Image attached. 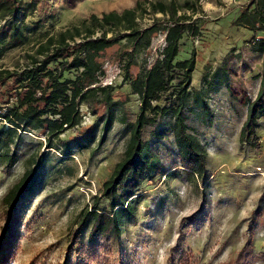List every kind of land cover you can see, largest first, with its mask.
I'll return each mask as SVG.
<instances>
[{
  "label": "rangeland",
  "instance_id": "rangeland-1",
  "mask_svg": "<svg viewBox=\"0 0 264 264\" xmlns=\"http://www.w3.org/2000/svg\"><path fill=\"white\" fill-rule=\"evenodd\" d=\"M31 1L35 9L25 18V23L34 27L28 33L29 41L7 50L0 58L1 67L14 68L18 63L22 66L24 53L45 31L80 25L91 14L121 12L134 7L138 0ZM139 1L147 8L136 19L141 27L158 18L166 19L162 12H151L149 5L170 0ZM193 1L194 12L181 9L177 15L191 16L199 33L183 35L177 58L188 57L195 50L191 92L200 89L213 112V121L208 125L199 104L190 96L187 121L207 150L206 179L183 168L172 170L180 160L171 132L172 120L162 118L159 123L167 134L153 139L152 144L166 169L171 170L168 175L142 182L136 216L118 237L92 238L89 225L78 229L82 213L91 209L97 199L98 206L106 204L101 196L102 181L121 156L129 135L125 122L135 118L139 106L137 94L124 79L122 66L127 56L123 51L133 48L121 38L102 54L105 73L98 83L113 84L116 100L114 121L102 143L98 144L101 127L87 147L79 148L75 143V136L83 128L95 120L99 125L103 121L98 119L102 103L82 102L79 125L60 134V140L70 145L68 155L61 156L60 148H47L44 136L34 130L23 133L22 139L11 145L9 152L16 153L13 163L9 165L0 157L1 225L3 195L23 173L28 155L50 149L42 177L23 208L19 248L11 264H188L179 261L183 250L192 251V264H229L249 236L254 244L251 264H264V117L259 120L258 147L245 145L240 149L238 140L247 107L243 100L253 98L260 85L262 54L251 46L252 38L260 32L234 22L250 0ZM164 43V33L157 32L148 48L133 51V59L149 64ZM137 68L132 65L131 71ZM193 212L195 218L184 219Z\"/></svg>",
  "mask_w": 264,
  "mask_h": 264
},
{
  "label": "trees",
  "instance_id": "trees-1",
  "mask_svg": "<svg viewBox=\"0 0 264 264\" xmlns=\"http://www.w3.org/2000/svg\"><path fill=\"white\" fill-rule=\"evenodd\" d=\"M151 12H162L166 19H155L141 27L136 20L147 12L138 0L134 7L121 12L111 10L100 16L91 14L80 25H70L59 31H45L32 48L24 53V63L14 68L0 66V157L10 165L16 153L11 145L21 140L23 133L37 130L44 136L47 148H60L61 156L70 153L68 142L60 140V134L79 125L82 119V102L102 103L98 119L83 128L74 140L79 148L87 147L95 139V131L101 127L98 144L102 143L115 115L116 100L111 83L99 84L105 73L102 54L112 44L127 39L133 50L127 54L122 66L124 79L139 98L138 110L133 120L125 122L129 132L120 158L115 161L109 175L102 181L101 196L106 204L86 209L78 229L90 226V237L105 239L118 237L125 224L136 216L137 204L142 198L144 180L166 176V169L153 139L167 134L160 126V119L170 118L171 132L177 146L180 165L202 180L206 179L207 150L187 121L190 96L199 104L207 124L213 121V112L200 89L191 92L192 73L196 64L193 49L188 57L177 58L180 39L185 33L197 35L199 27L186 14L177 15L181 9L195 11L193 0L150 2ZM35 9L31 0H0V58L4 53L29 41V31L34 27L25 18ZM235 24L260 32L252 38L253 50L262 54L260 85L253 98L245 97V118L239 131V148L245 145L258 147L259 120L264 117V0H250L235 19ZM95 31H100L95 34ZM111 31V34L107 33ZM157 32L164 33L165 43L152 62L139 64L133 59V51L146 49ZM120 57L122 58V54ZM132 65H138L135 72ZM72 72L73 76H67ZM95 107V106H94ZM97 107H95L96 109ZM97 111V110H96ZM121 121L125 120L121 118ZM153 137V138H152ZM152 139V140H151ZM59 140V141H58ZM33 151L26 159V167L3 195L0 225V264H11L19 248L20 225L23 208L33 188L42 177L49 160V151ZM195 213L184 219L195 218ZM253 240L249 236L229 264H251ZM193 253L183 250L179 261L188 262ZM62 264H75L65 261ZM81 264V263H80Z\"/></svg>",
  "mask_w": 264,
  "mask_h": 264
},
{
  "label": "built area",
  "instance_id": "built-area-1",
  "mask_svg": "<svg viewBox=\"0 0 264 264\" xmlns=\"http://www.w3.org/2000/svg\"><path fill=\"white\" fill-rule=\"evenodd\" d=\"M259 168V167H258Z\"/></svg>",
  "mask_w": 264,
  "mask_h": 264
}]
</instances>
